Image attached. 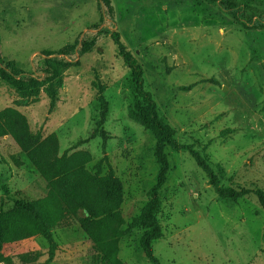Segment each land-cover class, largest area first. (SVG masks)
I'll list each match as a JSON object with an SVG mask.
<instances>
[{
	"label": "rangeland",
	"instance_id": "obj_1",
	"mask_svg": "<svg viewBox=\"0 0 264 264\" xmlns=\"http://www.w3.org/2000/svg\"><path fill=\"white\" fill-rule=\"evenodd\" d=\"M113 20L99 0H0V53L26 78L40 83L37 98L22 102L0 79V111L22 114L42 139L54 134L59 156L87 155L93 175L112 172L121 184V230L147 204L158 167L152 134L128 117L130 74L111 33L143 71L144 88L181 145H192L222 187L264 193V30H247L208 0H110ZM107 29L109 34L99 32ZM95 38L83 57L45 56L75 40ZM57 59L78 62L63 70L55 102L47 93L49 73L57 82ZM1 66V65H0ZM99 87L108 103L105 142L95 137ZM9 135L0 137V212L47 194L26 151ZM169 173L161 190L162 238L153 243L160 264H264V210L253 194L236 203L220 201L187 152L167 151ZM132 230L119 244L123 264H150ZM56 251L31 236L5 244L0 264H98L97 253L76 223L53 231Z\"/></svg>",
	"mask_w": 264,
	"mask_h": 264
},
{
	"label": "trees",
	"instance_id": "obj_2",
	"mask_svg": "<svg viewBox=\"0 0 264 264\" xmlns=\"http://www.w3.org/2000/svg\"><path fill=\"white\" fill-rule=\"evenodd\" d=\"M208 1L218 5L233 21L242 23L245 29L264 30V0ZM99 3L103 13L98 23L92 26L96 30L104 23L106 16L113 20L114 15L110 0H99ZM99 32L109 34L105 28ZM111 39L130 74L128 82L133 100L128 110V117L150 132L155 139L154 159L158 173L154 186L148 192L147 204L127 229L121 230L123 220L119 215V208L122 203V188L112 172L110 171L106 176L88 172L86 165L90 159L87 155L74 153L68 156L65 152L59 156L58 139L54 134L42 139L39 134L31 132L22 114L13 108H8L0 111V137L9 135L20 146L37 147V150L26 151V154L46 183L47 194L44 198L32 202H16L12 210L0 212V251L9 242L40 236L50 244L49 260H52L57 248L53 242V231L76 223L97 253L98 264H123L118 258L119 244L132 230L141 232L138 248L150 264H160L154 256L152 245L162 238L158 214L162 204L161 190L169 173L168 150L189 153L196 166L206 175L209 185L220 201L236 203L253 194L264 210L263 191H251L239 186L222 187L209 163L194 150L193 146L178 143L175 130L160 117L152 96L144 88L141 66L120 42L117 33H111ZM95 44L94 37L89 39L81 36L70 45L57 51H44L42 54L47 57L62 56L65 59L73 55L80 58L91 53ZM0 65V79L13 87L22 102L37 98L40 83L33 78H26L14 62H4L1 53ZM71 66H78V62H60L57 59V82L54 70H45L47 74L49 73L47 79L50 89L47 93L51 99V110L56 92L55 87L54 89L52 87L57 84V90L61 88L59 75ZM99 91L97 102L100 111L95 130L87 140L77 142L73 146L74 149L95 137H100L103 142L107 139L103 126L108 115V103L103 99V91L100 87ZM0 259H2L1 255Z\"/></svg>",
	"mask_w": 264,
	"mask_h": 264
}]
</instances>
